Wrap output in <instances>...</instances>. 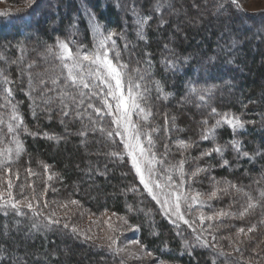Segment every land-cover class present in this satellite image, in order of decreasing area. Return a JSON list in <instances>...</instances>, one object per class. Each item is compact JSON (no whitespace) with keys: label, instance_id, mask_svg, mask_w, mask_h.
Listing matches in <instances>:
<instances>
[{"label":"trees","instance_id":"trees-1","mask_svg":"<svg viewBox=\"0 0 264 264\" xmlns=\"http://www.w3.org/2000/svg\"><path fill=\"white\" fill-rule=\"evenodd\" d=\"M2 1L18 7L9 9L12 13L10 17L0 16V72L11 81L5 85L0 78V154L12 149L13 163L9 166L19 169L22 178L25 169H33L36 175L30 176L28 183L37 194V199L48 202L50 207L44 211L51 214L62 208H58L59 205L68 204L67 215L56 217L62 224L72 219L82 221L85 215L121 217L131 229L121 235L127 239H132L134 235L160 262L232 264L233 258L239 254L233 250L234 242L230 240V235L243 222L250 221V214L243 216L244 221L236 216L211 222L205 220L201 229L197 230L215 247L196 246L192 229L183 223L179 228L171 224L160 213L156 201L133 179L129 158L125 156L124 160L117 161L110 157L111 152L121 151L123 145L116 147L106 136L88 132L86 116L84 120L62 116L58 99L51 103L49 116L41 99L38 81L41 76L50 80L61 71L58 57L47 51L52 47L54 53L58 52L57 39L69 42L73 52L76 51L75 45L89 50L94 47L98 38L86 15L91 11L105 33L112 31L119 34L113 39L121 48L123 61L133 69L139 68L142 73L148 71L152 81H159L163 91L172 94L167 99L157 100L153 86L152 115L148 124L161 129L153 136L157 158H163L162 145L167 143L171 154L165 166L176 164L181 159L185 161L186 173L196 167L212 166L210 175L201 173L198 181L193 182L191 193L186 177L183 192L190 195L200 192L202 198L207 199L206 194L214 187L211 177L221 181L215 187L222 189L225 186L223 181H230L236 186L229 189L228 195L213 200L210 207L200 208L198 212L195 208L196 214L203 212L210 215L213 210L224 209L239 215L248 203L245 193H249L256 205L253 208L256 210L250 209L251 214H257L255 219L258 216L264 219V208L260 206L264 203V197L260 196L264 190V156L257 154L258 150L264 153V11L258 14L246 12L240 0L236 3L232 0H207L208 6L223 4L221 10L210 17L211 21L220 19V25L215 30L211 27L209 30L205 24L200 29L185 24L181 34L175 32L174 27L184 20L170 12L172 8L179 9L177 0H36L31 7L28 0ZM133 7L140 16L150 17L142 37L138 35L140 29L132 14ZM9 10L0 8V13ZM224 17L234 19L231 25L223 23ZM161 19L166 23L161 24ZM259 26H263L261 31ZM243 28L252 30V33L240 36ZM160 30L164 35L160 36ZM229 30L227 35L225 31L228 33ZM170 36L174 40H170ZM73 40L75 45L71 43ZM223 40L226 43L220 46L217 42ZM125 44L129 45L127 50H124ZM166 58L179 61V70L167 69ZM145 61H151L150 69ZM29 72L35 85L31 90L32 99L38 102L35 117L32 114V99L28 95ZM229 83L236 88L230 94L231 98L225 99ZM189 85L199 88L214 86V91L210 98L205 97V103H201L197 95L189 94ZM6 87L12 89L11 103L18 105L29 131L38 133L36 136L20 134L25 152L19 157L15 155L13 133L8 131V124L14 122L11 108L6 106L4 99ZM213 108L218 113L239 116L251 123H246L245 129L237 130L235 134L228 126L222 125L216 130L215 140L203 141L202 133L212 127L216 119H220V116L212 115ZM165 113L168 115L167 138L164 132ZM188 115L192 116V122L187 120ZM172 116L176 117L175 126L180 131L173 129ZM140 119V116L133 115L134 122ZM105 121L107 128V117ZM44 133L60 139H48ZM233 139L241 141L242 150L255 158L239 157L230 146L229 142ZM177 140L186 141L192 147L181 149ZM216 144L228 145L222 157L215 152L211 156H201L202 152L213 149ZM222 159L228 160L230 166H221ZM44 165L49 166L47 170ZM49 175L52 179L48 178ZM15 183L19 184L20 180ZM46 187L47 192L40 197L38 194ZM133 188L139 191H132ZM237 188L242 191H236ZM14 190L17 192L16 188ZM25 194L31 196L33 193L26 188ZM72 200L78 201V204H71ZM189 204L193 206L195 203L190 200ZM195 206L199 207L198 204ZM67 216L71 219H66ZM36 219L30 212L22 216L11 210L5 213L0 208V264H101L102 260L107 264H129L122 256L110 252L108 245L77 236L70 225L68 229L45 231L32 227ZM14 227L17 229L14 230ZM185 242L190 249L185 248ZM245 247V258H248L246 255H264V233L257 234ZM216 248L229 255H220Z\"/></svg>","mask_w":264,"mask_h":264},{"label":"snow or ice","instance_id":"snow-or-ice-1","mask_svg":"<svg viewBox=\"0 0 264 264\" xmlns=\"http://www.w3.org/2000/svg\"><path fill=\"white\" fill-rule=\"evenodd\" d=\"M36 0H28V6L35 4ZM232 3H236V0H232ZM171 7V5H168ZM160 5H157L159 9ZM223 4L220 3L216 9L217 12L221 10ZM239 7V5H237ZM22 12V10H17ZM132 14L136 20V24L140 31L139 36H143V28L148 23L150 17H143L136 13L135 7L132 8ZM11 11L0 13V16L10 17ZM89 19V23L92 26V31L98 38L94 47L89 50L88 48L75 45V41H71L76 47V51L73 52L69 46V42L57 39L56 48L58 52H53V48L49 47L47 51L56 55L59 59V67L61 71L54 78L45 79L43 76L38 81L40 88V95L43 103L46 106L49 116L51 115L50 105L54 99L59 100V111L62 116L70 118H79L81 120L86 119L88 121V132L100 133L106 136L108 140L112 141L113 145L119 147L123 145L121 151H113L109 155L112 159L122 161L125 156L130 161V171L134 173L133 179L138 181V184L142 186L148 196H150L159 205V211L167 217L171 224L179 228L180 224L183 223L192 229L195 234L196 246H202L205 248H213L215 245L204 237L197 228L193 227V224L185 219L184 214L181 212V202H185L187 210L192 211V204L187 203L191 200L193 203L198 204L200 208L205 206H211L213 200H219L221 196L228 195L230 188H235L230 181H223L224 187H215L219 185L221 181L216 180L215 177H211L213 183V190L207 193V199H203L200 192H196L195 195L185 194L183 188L186 183L189 193H191L193 182L198 181V177L201 173L209 174L212 168L211 165L208 167H196L194 171L186 173L184 170V159H181L176 164L168 163L166 165V159L171 154L169 151V145L163 144L162 159H157L156 156V140L153 136L158 133L161 129L159 127H152L148 124L149 117L152 115V92L153 86L156 92V99H167L171 93L163 91V87L159 81H152L150 73L148 71L141 72L139 68L133 69L129 66V63H125L122 59L121 48L118 47L114 36L119 34L109 31L105 33L103 26L96 20L95 14L91 11L86 13ZM166 23L165 20L161 19V24ZM76 35V33H73ZM129 45H124V50H127ZM167 49V46H165ZM171 51L170 49H167ZM186 62V60L184 61ZM139 63V61H137ZM148 68H151V61H145ZM165 66L167 69L172 71H178L181 64L179 61L166 58ZM30 67V66H29ZM23 75V73H22ZM0 78L3 79L5 85L10 84L11 81L7 76L0 72ZM35 88L33 83L32 74L28 73V95L32 99L31 90ZM213 87L199 88L195 85H189V94L197 95L201 103H205V97H211ZM4 99L6 106L11 108V119L14 123L8 124V131L13 133L15 140V155L19 157L25 152L23 141L19 139L21 133H28L36 136L38 133H32L29 131L24 123L23 116L19 113L17 104L11 103L13 95L11 88H4ZM52 94H55L53 96ZM38 102L32 99V114L35 117L37 114ZM46 109H40L45 111ZM147 109V110H146ZM136 114L141 117L138 121H133L132 117ZM212 115L220 116V119H216L212 127H208L201 135V140H215L216 130L222 125L228 126L233 133L237 130H244L246 122L239 116H229L228 114L218 113L215 108L212 109ZM108 118V127L104 125L106 123L105 118ZM164 132L165 138L168 133V115L164 114ZM175 116L171 117L172 127L175 131L180 129L175 126ZM63 123V120L61 121ZM203 123H206L203 122ZM84 134V133H82ZM46 138L52 140H59L60 137L49 135L48 133L43 134ZM119 138V139H117ZM143 138V139H142ZM179 148L187 150L192 147L186 141H176ZM232 149L237 153L239 157L248 159H254V156H250L247 151L242 150L241 141L233 139L229 142ZM228 145L221 146L216 144L213 149L206 150L201 153V156H211L213 152L222 157L223 152L226 150ZM259 155L264 156V153ZM198 159V158H197ZM13 163L12 160V149H8L7 153L0 154V208L5 210H11L17 215L27 216L29 212L31 216L37 218L35 223L32 225L33 228L43 229L45 231L54 230L59 231L61 228L68 229V223H61L60 219L56 218L55 212L48 214L44 211L48 207L47 201L37 199V194L31 189V185L28 183L30 176L36 175L31 167L25 169L23 178L19 169L14 170L9 165ZM159 165V168L156 166ZM221 166H230L229 161L222 159ZM45 170L49 167L48 165L43 166ZM175 173V178L173 176ZM52 179L51 175L48 177ZM20 180L19 184L15 181ZM163 181V186L161 185ZM178 181V182H177ZM17 189V195L22 197L17 199L13 195V188ZM28 188L33 194L31 198L25 194V189ZM160 188H173L175 191L168 192L164 198L158 194L154 189ZM47 187L44 191L38 195L42 197L47 192ZM132 191H139L138 188H133ZM236 191H242L237 188ZM218 192L220 195H218ZM6 193V195H5ZM248 197V203L243 208V211L239 213V217L243 216L250 210L256 207L252 203V198L249 193H245ZM260 196L264 197V190L260 192ZM35 201V204L33 203ZM55 203V202H53ZM71 204L77 205L78 201L72 200ZM67 208V204L63 205ZM261 208H264V203H261ZM27 210V211H26ZM237 213L225 211L224 209L213 210L210 215H205L203 212L199 214V222L203 224L205 220L211 222L213 220H220L223 217H235ZM126 223V221H125ZM264 223V221H262ZM211 228V224H209ZM256 229V224H253L247 229L241 227L236 232V240L233 244L234 252L239 255L233 258L232 264H253L252 258L244 257V252L247 251L245 245L251 242L252 238L248 237L246 240H241V234L247 237V233L253 232ZM71 231L77 236L83 235L88 241H93L92 236H88L86 233H80L75 227H72ZM218 231V229H217ZM179 234V233H178ZM111 241L108 244V249L116 255L126 251V248L114 247L116 241L112 237H108ZM212 240L215 241L216 237L213 236ZM131 244L139 245V240H133ZM259 247V246H258ZM143 248V246H141ZM185 248L190 249V245L185 242ZM216 251L220 255H229L222 249L216 248ZM255 251V250H253ZM147 256H151L152 253H145ZM139 258V257H138ZM264 259V258H261ZM255 264H260V261H256Z\"/></svg>","mask_w":264,"mask_h":264},{"label":"rangeland","instance_id":"rangeland-1","mask_svg":"<svg viewBox=\"0 0 264 264\" xmlns=\"http://www.w3.org/2000/svg\"><path fill=\"white\" fill-rule=\"evenodd\" d=\"M241 4H242V8L249 13H262L264 11V0H240ZM178 2V6L179 9H170L171 15H175L176 18H183L184 22H180L177 26L174 27L175 32L177 33H181L183 34V27H185V24L188 25H193L195 27H197L198 29H200L201 26H203L205 24L206 29L209 30H215L216 27H218L221 23L220 19H214L211 21L210 17L211 15L214 16V14L217 12L216 9L218 7V5L216 6H208L207 5V0H196V2H194V0H187L185 2V0H177ZM18 6H13L11 4H6L5 2H3L2 0H0V8H4V9H10V8H17ZM214 8V9H213ZM224 22L227 25H231V23L233 22V18L229 19L228 17H224ZM136 22V20H135ZM264 26V25H263ZM263 26H259L258 30L261 31L263 29ZM211 27V29H210ZM230 32V30L225 31V33L228 35ZM160 36L164 35L163 31H159ZM252 33V30H249L248 28H243L242 30H240L239 35L240 36H249ZM170 40H174L173 37H169ZM217 43H219L220 46H223V44L226 43V40L223 41H218ZM227 50H229V48H227ZM264 51V48H263ZM229 87L226 89V93L224 94V98L225 99H230V94L232 93V91L236 88V86L234 87L233 85H231V83H229ZM184 102V99L182 100ZM133 119V117H132ZM187 120L188 121H193L192 116L188 115L187 116ZM143 139V138H142ZM158 159V158H157ZM157 168H159V165L156 166ZM173 176H175V173H173ZM161 185L163 186V181L161 180ZM15 187L13 188V195L16 196V198L19 197V199H21V197L19 195H17L16 191L14 190ZM154 191H156L158 194L161 195V198H164V196L168 193V192H173L175 191V189L173 188H163V191H161L160 188L154 189ZM185 194H187V192H184ZM6 195V193H5ZM18 196V197H17ZM29 198H31V196H29ZM190 201V200H189ZM189 201L187 203H189ZM33 203L35 204V201H33ZM51 203V202H50ZM66 204V203H65ZM50 206L48 205L47 208H49ZM62 207V208H59ZM58 208L60 209L59 211L55 210V214L56 217H65V215H67L68 213V204H67V208H63V206H58ZM195 208L198 210L200 209V207H196L195 204L192 206V211L189 212L187 210V205L185 202H181V212L184 214L185 219H188L190 223L193 224V226H195L197 229H201V223L199 222V214H196L197 212H195L196 210H194ZM244 208V207H243ZM242 208V211H243ZM194 210V212H193ZM252 211L256 210V209H251ZM50 211V210H49ZM52 212V211H50ZM53 213V212H52ZM195 213V214H194ZM250 214V215H249ZM246 215H249V222L248 223H244L239 225V227L237 229H234L230 235V240L232 242H235L236 240V232L239 228L244 227L246 232L247 229L250 228L253 224H256V229L253 232L247 233V237L244 234H241L240 239L241 240H246L248 237L256 238L257 234H263L264 233V223H262V221H264V219L260 216H258V218H254L256 215L253 213L251 214V211L249 210L248 213H246ZM103 217V218H102ZM236 217L238 219H241L239 217V215H236ZM71 219L69 218V216L66 217V219ZM245 217H243L241 220L244 221ZM66 223H68L70 226L75 227L80 233H86L88 236H92L93 237V241L97 242L98 244L101 245H108L111 241L108 240V237H112L116 243L114 245V247L117 248H126L125 252H122L121 254L117 255V256H122L127 262H129V264H174V263H167V262H160L157 260L156 256L152 253L151 256H147L145 255V253H148L150 251H148L141 243H139V245L136 244H131L130 242L133 240H138L136 239V237H134V235L132 236V239H127L125 238V236L121 235V233L126 232L128 233L131 229L127 226V224L125 223V220L121 217H118L116 215H109V214H105L103 216H96L93 217L91 215H85L84 220H75L72 219L71 221H67ZM196 223V224H195ZM245 224V225H244ZM16 230L17 227H14ZM6 232V230H5ZM83 236V235H82ZM121 238V240H119ZM234 244V243H233ZM141 246H143V248H141ZM151 253V252H150ZM139 257V258H138ZM246 257H249V255H246ZM251 257V256H250ZM252 258V262L253 264H255L256 261H260V264H264V255L259 254L258 257H251ZM97 264V263H94ZM99 264V263H98ZM101 264H107V261H103Z\"/></svg>","mask_w":264,"mask_h":264}]
</instances>
